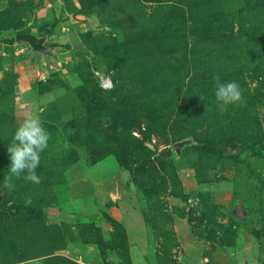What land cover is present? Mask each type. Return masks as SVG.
Returning <instances> with one entry per match:
<instances>
[{
    "label": "rangeland",
    "instance_id": "374dc122",
    "mask_svg": "<svg viewBox=\"0 0 264 264\" xmlns=\"http://www.w3.org/2000/svg\"><path fill=\"white\" fill-rule=\"evenodd\" d=\"M119 1L108 0L103 7L90 8L81 7L78 0H25L21 7L25 24L17 30H0V79L4 70L13 75L17 125L28 115H38L42 125L53 124L59 134L68 128L64 138L54 135V150L47 157L51 160L53 156L52 162L58 157L72 159L66 167L54 166L50 178L41 173L40 184L25 189L35 194L47 187L53 193L54 200L43 208V224L29 225L14 216H8V220L0 217V264H61L54 262L55 256L65 257L73 264H264V76L257 80L251 77L256 63H263L259 60L261 54H248L246 39L236 42L237 60L233 61L230 55L222 54V42L212 37L194 45L196 35L187 29L185 41L188 47L194 45L201 60L193 64L197 65L196 70L191 69L188 74L182 68V77L187 82L193 72L197 79L205 77V81L212 82L214 76L220 80L228 76L224 68L233 66L234 77L242 74L252 93L256 86H261L262 96L254 100L259 128L256 135L250 134L253 129L244 131L247 142L255 144L253 147L227 134L212 145L213 152H204L194 146L193 137L187 136L185 139L191 143L185 144L182 137L174 134L186 127L212 138L221 128L228 133L231 127L241 125L234 116L245 114L236 107L243 104L242 97L233 104L203 97L193 105L190 120L184 118L172 128L166 125L159 129L161 132L152 133L150 140L137 128L126 132L129 135H116L121 128L114 130L106 115H89L90 103L76 99L71 108H63L68 105L64 96L80 94L67 95L81 85L80 70L89 72V79H98L104 90L122 84L113 80L115 70L106 73L102 62L85 55L81 40L86 32H112L122 37L124 28L114 26L115 20L109 22L122 15L117 10ZM162 1L173 2L177 7H185L186 2ZM225 1L233 14L236 33L237 18L248 12L239 13L236 0ZM8 3L0 0V11ZM144 3L148 12L159 4L145 0ZM51 29L49 35L43 33ZM262 30L264 36V22ZM20 32L45 36L44 44L51 51L36 53L27 43L12 42L11 38ZM211 34L215 35V31ZM156 64L168 67L160 58ZM101 78H109L110 86L103 87ZM130 79L127 77L120 96L134 98V94L149 88L155 77L147 76L139 82ZM126 111L127 118L130 111ZM82 117L84 126L79 121ZM74 121L79 123L82 136H77ZM141 121V129H145L148 122ZM69 127L75 136H70L72 129L71 134L67 133ZM0 140L7 142L1 136ZM137 140L145 141L156 154L166 153L165 159L171 161L175 173L170 177L156 155L149 156L142 170H133L132 163L121 166L116 153H128L132 162L138 151ZM177 142L183 143L179 153L174 149ZM18 182L23 183V179ZM145 188L150 194L145 193ZM6 190L2 188L0 195Z\"/></svg>",
    "mask_w": 264,
    "mask_h": 264
},
{
    "label": "trees",
    "instance_id": "16d2710c",
    "mask_svg": "<svg viewBox=\"0 0 264 264\" xmlns=\"http://www.w3.org/2000/svg\"><path fill=\"white\" fill-rule=\"evenodd\" d=\"M105 1L108 0H78L81 7L90 8L96 5L103 7L106 5ZM145 1H156L159 4L153 11L148 12L145 8L144 0L119 1V9L117 10L122 15L118 16L119 18L111 19L109 22L113 23L115 20L114 26H122L124 28L122 37L114 36L112 32L97 35L91 32L82 34L81 40L86 49L85 55L92 56L98 62H102L106 66V73L109 70H115L116 73L113 76V80L123 85L116 84L114 89L104 90L99 86L98 79H89L92 78L87 76L89 72L79 69L82 83L79 87L69 91L67 95L80 94L69 98L64 96V100L68 105L63 108H71L77 101L76 99L83 101L82 103H90L89 115L91 114V117H98L99 114H102V116L106 115L110 126H114V130L117 127L121 128L115 133L116 135L119 132L127 134L126 132L131 128H137L145 139L150 140L152 133L161 132L159 129H164L166 125L172 128L174 125L183 122L184 118L185 120H190L193 117V105L200 102L203 97L216 98L215 80H212V82L205 81V77L197 79L193 72L187 82L182 77V68L188 74L191 69L192 71L196 70L197 65L193 64L201 60L194 45L198 41L202 42L212 37L224 44L225 49L222 48V54L230 55L229 59L233 61L237 60L234 54L236 42L240 39H246V46L249 48L248 54H261L259 60L261 59L263 63V65L256 63L258 66L251 70V77L257 80L264 76V36L261 34L263 32L262 23L264 22V0H236L238 12L246 11L248 15L251 14L250 16L258 15L257 18H254L239 12L242 17L236 20L238 25L236 33H234V17L231 11L228 10L227 1L225 0H186L185 7H177L170 0L168 1L171 3H165L162 0ZM8 2V5L0 11V30L2 31L9 28L17 30L25 24V21H22L23 16L21 18V13L23 14L21 7L26 4L25 0H8ZM15 12L20 13L15 14ZM246 17L247 19H245ZM187 29L191 34L196 35V38L192 41L194 45L191 44L190 47L185 41ZM213 30L215 35L211 34ZM252 30L254 31L252 32ZM51 32L52 29L43 33L49 35ZM11 40L13 42L15 37H12ZM159 58L162 64H168L167 68L157 66L156 63ZM232 67L224 68L229 73L228 76L220 81H235L240 86L243 104L236 107L241 108L240 113L245 112L243 114L245 116H234V118L241 125L234 126L235 129L231 127L228 133H224V128H221L213 138L206 133H197L194 129L182 128L181 131L174 132L176 136L183 138L184 141L181 142L185 144L191 143L190 139H185L190 136L196 140L194 146L197 149L204 152H213L214 148H212V145L221 137L230 134L239 138L242 142H246L247 147L255 145L247 142L244 131L246 132L247 128H249L253 129L250 134L256 135L257 133L259 122L255 114L254 100L256 96H262V87L256 86L254 93H252L242 74L234 77ZM0 70L3 71L1 64ZM76 70L78 71V68ZM4 72L2 80L0 79V136L5 138L7 142L0 140V190L4 188L5 178L10 175L8 168L11 162L7 147L11 141L8 142L7 139L12 140V135L18 127L14 117L13 75L6 70ZM147 76L155 77L149 88L145 87V89L134 94V98L127 94L120 96L124 92V84L127 81V77L132 78L130 79L131 82H139L141 78ZM161 78H164V80L158 83ZM128 106L131 107L126 109ZM126 110L130 111L127 118L124 117L128 113ZM213 114L210 111V115L212 116ZM143 119L148 122L145 129H141V120ZM77 121L72 124L77 126V136H82L78 128L80 125ZM79 121L84 126L82 123L83 117ZM43 127L49 133L50 138L48 147L40 155V165L36 171L38 175L43 173L50 178L49 172L52 171L54 166L62 164L66 167L72 161L69 157H64V159L63 157H58L52 162L54 157L52 156L51 160L47 157L48 152L51 149L54 150L52 146L55 140L54 135L58 134V138H64L68 128H64V132L59 134L58 128L49 122H44ZM174 128L175 130L180 129L179 127ZM71 129L73 134H71ZM67 133L71 134L70 136H75L72 127H69ZM105 134L108 138V133L105 132ZM137 141L138 151L134 155L132 162L128 159V153L122 155L123 157L116 153L117 160L121 166H130L132 163L134 165L133 170H142L149 156L156 155L155 157L161 164L162 169L168 172L170 177L175 173L171 168V161L165 159L167 157L165 156L167 155L166 153L165 155L164 153L161 155L156 154L145 141ZM94 145L97 147L95 143ZM262 146L264 148V145ZM98 152H101V150ZM162 158L166 161H163ZM19 180L20 178L13 177L11 182L15 186L14 190L10 191L7 189L0 195L1 220H8V216H14L16 220L25 221L29 225L40 224V222L43 224V208L54 200L53 193L50 188L47 190L46 187L42 189L43 191L29 194V191H25V189L33 187L34 184L24 179L23 183H19ZM17 182L18 184H15ZM144 191L146 194H150L148 189L145 188ZM27 197H31L32 203L30 205L25 204ZM53 259L54 262H60L61 264H73V261L65 257L55 256Z\"/></svg>",
    "mask_w": 264,
    "mask_h": 264
},
{
    "label": "clouds",
    "instance_id": "9594fccd",
    "mask_svg": "<svg viewBox=\"0 0 264 264\" xmlns=\"http://www.w3.org/2000/svg\"><path fill=\"white\" fill-rule=\"evenodd\" d=\"M215 97L223 104H233L241 100L242 92L235 81L221 82L219 77L214 76ZM49 133L43 127L38 115H28L15 129L14 135L7 151L10 154V175L5 178L4 187L14 190L12 178H22L33 184H40L41 177L37 174L40 165V155L48 147ZM32 203L31 197L25 199V204Z\"/></svg>",
    "mask_w": 264,
    "mask_h": 264
},
{
    "label": "water",
    "instance_id": "95a60500",
    "mask_svg": "<svg viewBox=\"0 0 264 264\" xmlns=\"http://www.w3.org/2000/svg\"><path fill=\"white\" fill-rule=\"evenodd\" d=\"M45 39V36H37L28 32H20L15 35L16 43H27L32 52L48 54L51 49L45 46ZM182 144L181 142L174 144L176 153H179ZM111 198L114 199V195H111Z\"/></svg>",
    "mask_w": 264,
    "mask_h": 264
},
{
    "label": "built area",
    "instance_id": "2783aa9c",
    "mask_svg": "<svg viewBox=\"0 0 264 264\" xmlns=\"http://www.w3.org/2000/svg\"><path fill=\"white\" fill-rule=\"evenodd\" d=\"M108 83H110V79H109V78H101V85H102L103 87H108V86H110V84H108Z\"/></svg>",
    "mask_w": 264,
    "mask_h": 264
}]
</instances>
